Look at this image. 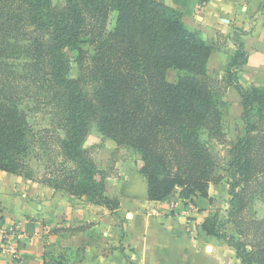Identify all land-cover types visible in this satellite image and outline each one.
<instances>
[{"label": "trees", "instance_id": "16d2710c", "mask_svg": "<svg viewBox=\"0 0 264 264\" xmlns=\"http://www.w3.org/2000/svg\"><path fill=\"white\" fill-rule=\"evenodd\" d=\"M209 1L176 0L175 9L163 0H0V171L115 213L109 175L84 149L96 125L141 155L148 201L177 194L205 211L220 160L202 133L226 142L220 100L235 89L245 131L230 143L229 210L226 220L210 214L202 230L234 249L240 264H264V219L247 213L251 195L264 196V87L240 83L248 62L241 43L225 79L208 74L212 48L183 17ZM85 43L94 48L90 64ZM72 52L78 79L69 77ZM170 70L183 73L177 84ZM36 114L50 125L37 128Z\"/></svg>", "mask_w": 264, "mask_h": 264}, {"label": "crops", "instance_id": "0c3cea01", "mask_svg": "<svg viewBox=\"0 0 264 264\" xmlns=\"http://www.w3.org/2000/svg\"><path fill=\"white\" fill-rule=\"evenodd\" d=\"M163 1L177 8L176 0ZM183 23L189 31L201 32L212 48L209 75L216 63L213 77H222L221 68L227 70L241 43L248 62L238 70L240 83L264 87V0H210L183 17ZM225 96L241 105L235 89ZM102 153L109 154L107 149ZM139 178L141 187L134 183L113 213L0 171V264H223L214 257L201 259L189 234L194 229L206 235L202 224L212 214V204L201 211L196 198L180 200L177 194L168 202H150L145 180L141 174ZM124 214L127 223L121 225ZM15 225L18 232L11 231ZM215 240L214 249L225 250L227 244ZM15 245L21 248L16 261L11 250Z\"/></svg>", "mask_w": 264, "mask_h": 264}, {"label": "rangeland", "instance_id": "374dc122", "mask_svg": "<svg viewBox=\"0 0 264 264\" xmlns=\"http://www.w3.org/2000/svg\"><path fill=\"white\" fill-rule=\"evenodd\" d=\"M116 14L111 15L109 20L108 29L112 30L115 25ZM242 40V39H240ZM82 49L85 54V63L90 64L91 59L94 55V48L88 43L82 45ZM70 59V73L69 77L71 79H78L80 77L81 65L79 64V54L77 52L69 53ZM217 68V64L212 63L210 74L212 77L217 73H214ZM226 67L221 68L222 77L219 80L225 79ZM210 75V76H211ZM183 76V73L178 70H170L167 74V79L173 84L178 83L179 77ZM222 78V79H221ZM221 108L223 109L224 119H223V132L226 136V142L218 141L213 139L208 135L207 132L202 133L203 142L209 147L214 156L219 160V166L215 169V175L219 178L217 184H213L212 192L214 194L212 203V214L216 213L222 220H226L229 201L231 199L229 194V184L231 180L230 172V143L236 142L239 137L244 134L245 124L242 120L243 109L242 106L235 100L230 98L228 101L227 96H224L223 101L220 100ZM36 124L37 128H43L49 126V118L42 116L41 114H36ZM108 141L99 132L96 125L91 126L90 134L85 142L84 149L93 157L98 168L104 170L108 173L109 181L106 185V194L112 196V199H119L123 196L126 191L135 183L138 187H141V179L139 178L140 171L142 170L144 164L140 154L131 148H116V143ZM115 148V149H114ZM104 149H107L109 154L102 153ZM139 187V188H140ZM108 189V190H107ZM111 198V197H110ZM175 199V198H174ZM250 204L248 209V215L256 218L258 220L264 219V196L260 193L253 194L250 197ZM127 220L125 214L120 224H126ZM226 232L229 235H236V230L233 226H228ZM193 233L194 241L198 243L199 246V256L201 259H218L223 264H240V261L236 258V252L233 249L231 251L228 249L227 245H224L225 250L216 251L214 248L216 246V240L213 238H206V235H201L191 230L189 234ZM180 236V234H179ZM212 242V244L210 243ZM221 249V248H219ZM218 254H214V252Z\"/></svg>", "mask_w": 264, "mask_h": 264}, {"label": "built area", "instance_id": "2783aa9c", "mask_svg": "<svg viewBox=\"0 0 264 264\" xmlns=\"http://www.w3.org/2000/svg\"><path fill=\"white\" fill-rule=\"evenodd\" d=\"M11 231L12 232H18V226L15 225ZM15 246L16 247H13L11 250H12L13 259L16 261V260L21 259V257H20L21 248L17 245H15Z\"/></svg>", "mask_w": 264, "mask_h": 264}]
</instances>
